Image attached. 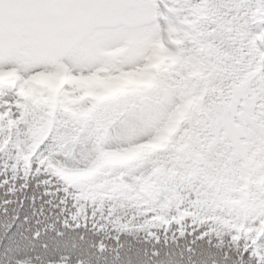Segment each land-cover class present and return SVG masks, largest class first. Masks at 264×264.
I'll list each match as a JSON object with an SVG mask.
<instances>
[{"label": "snow or ice", "instance_id": "obj_1", "mask_svg": "<svg viewBox=\"0 0 264 264\" xmlns=\"http://www.w3.org/2000/svg\"><path fill=\"white\" fill-rule=\"evenodd\" d=\"M0 264H264V0H0Z\"/></svg>", "mask_w": 264, "mask_h": 264}]
</instances>
